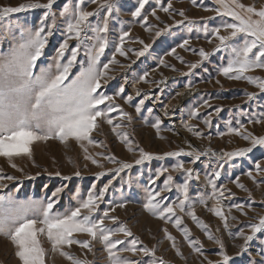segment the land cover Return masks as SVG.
Instances as JSON below:
<instances>
[{
	"label": "rangeland",
	"instance_id": "1",
	"mask_svg": "<svg viewBox=\"0 0 264 264\" xmlns=\"http://www.w3.org/2000/svg\"><path fill=\"white\" fill-rule=\"evenodd\" d=\"M28 2L35 0H0V8L17 7ZM40 2L46 3L47 0ZM66 2L68 0H57L53 5L58 27L48 38L43 55L36 62V67L33 69L35 74H39L41 69L48 68L49 65L52 66L53 73L56 71V49L64 39L62 35L64 18L59 16V11ZM77 2L79 0H72L73 4ZM102 2L103 0H98V3ZM113 2L119 11H114L109 17V31L106 33L108 46L100 57V67L112 58L115 46L120 43L119 37L122 31L129 33L123 44L127 55L116 54L118 63L109 65L108 78L101 81L100 91L113 95L115 103L131 115L132 120L129 122L120 115L119 111L109 114L113 118V124H121L117 131L128 133L135 150L129 152L112 131L113 125L103 121L91 134L92 139L102 142L100 146L84 142L88 149L87 154L95 158L103 167L86 160L85 152L75 141H70L67 147L58 140L37 142L32 145L31 159L26 156L14 158V163L22 171L12 168L5 158L0 157V175L15 177L11 181H2L7 187L0 188V195H12L17 200L31 198L47 202L57 188H62L58 199L53 198L57 199L53 211L64 212L77 207L79 200L86 199L89 191L98 193L111 181L103 201L99 204L97 214L102 215L105 209L114 208L115 211H109V215L118 217V220L115 223L106 220L105 225L110 228L126 225L133 233V237H125L123 233H118L113 239H121L127 243L132 238L138 237L141 245L154 247L156 256L163 257L166 264H208L204 259L205 256L215 264L220 259L217 254L219 245L210 241L204 230L187 214L194 209L198 219L208 226V230L214 236L223 241L225 251L232 258L230 264H253V261L264 260V256L261 255L264 250V244L261 243L264 241V233H257L254 239L248 242L247 252H241L244 240L237 235L241 229L245 235H251L248 226L257 223L259 217L264 216V203H262L264 172L255 171L257 162L264 168V145L253 147L250 140H244L241 135L228 132L229 128H240L244 125V128L240 129L243 134L250 132L258 137L264 136V121L255 123L260 118L259 114L264 112V92L246 80H231L223 76L219 69L227 65L232 55L231 50L230 48L216 50L219 41L210 33L206 35L204 32L205 26L212 29L222 22H231V17L216 14L215 9L220 7L216 0H197L196 5H193L191 0H171L173 9L170 12L160 10L161 6H167L168 0H160L159 4L156 0H148L141 17L131 15L138 6V0H113ZM239 2L246 6L254 5L257 9L264 7V0H239ZM83 7L87 11L97 12L89 18L92 26L101 23L107 14L105 9H98V4H92L90 0H84ZM153 9L156 11L155 16L151 14ZM181 9L187 19L178 15ZM44 11V9H32L11 13L0 20V54L9 51L18 39L21 29L34 30L39 27ZM144 16L148 17L146 24L143 21ZM177 21L183 23L178 24ZM157 31L161 32L160 36L155 35ZM93 35L91 31L87 32L88 37ZM221 35L228 33L221 29ZM236 39L240 40V37ZM184 40L189 41L188 45L184 48L178 47ZM68 43L71 48L77 44V41L73 39ZM92 43L94 40L91 39L83 41V45L87 46ZM145 44L149 45L147 51L143 56H137L136 53L143 51ZM173 48L176 49L175 53L169 54ZM200 49L209 53L207 59L199 56ZM69 55L70 52H66L62 62H66ZM177 56L182 57V60L177 59ZM161 59L164 61L163 64L160 63ZM193 64L197 67L191 68ZM87 66L88 59L82 46L77 61L70 70V78ZM145 72L148 75L141 80L140 77ZM246 75L264 79V69H256ZM121 87L124 92L116 96ZM248 93H255V96L249 99ZM129 95L133 99L125 102V98ZM140 100H144V103L141 111L137 113L135 106ZM103 107L101 105V108ZM216 109L220 111L217 112ZM194 110H198L196 117L190 115ZM157 119L160 121L159 134L152 127ZM205 119L210 120V125L204 123ZM186 124L192 126L193 131H189L185 127ZM194 132H200L202 135L198 137ZM221 133L224 135H220ZM139 148L152 153L154 157L162 158H153L142 164H135V160L139 158ZM244 148H252V151L244 156L221 159L225 152ZM180 149H184L185 152L197 150L201 153L210 149L211 152L201 155L195 163L191 162L193 157L188 155L182 154L177 157L163 155ZM99 153H103L104 156H115L118 161L128 162L132 167L123 169L117 174L115 169H118L120 164L110 163L98 155ZM177 162H183L184 168H191L193 173L192 179L188 181L189 201L185 203L184 212L175 207L184 198L177 186L186 178L183 170H174ZM161 168H167L168 171L157 176V170ZM216 171L220 172L218 179L213 175ZM249 171H252L259 184L254 183L246 175ZM57 172L59 175L56 174ZM76 172L80 174L77 176ZM97 173L104 174L97 176ZM168 175L173 177L172 187L171 191L161 192V197L166 198L161 203L173 204L176 214L183 219L181 227L187 226L190 230V239L199 240L203 245V256L193 252L188 240L171 221L165 223L144 208L148 192L162 188ZM236 177H239L238 183L243 184L251 192V197L249 191H244L233 182ZM209 179H214L218 188L229 190L225 191L219 204L216 198H212ZM201 198L206 203H201ZM157 200H160V197H157ZM119 204H124V207H118ZM235 204L243 205L247 215L232 207ZM212 207H220L228 216V229H225L221 219L209 210ZM165 228L176 238L177 247L184 259L176 255V250L171 246L172 242L165 238L163 231ZM77 238L88 239L84 234H77ZM40 239L42 246L48 251L45 264H70L58 254L51 253V244L46 237L41 236ZM93 244L91 253L77 245L65 250L81 259L86 257L94 264H109L103 245L99 242ZM14 252L15 248L11 242L6 237L0 236V264H20ZM120 255L145 262L149 259L142 254L132 256L131 253H120Z\"/></svg>",
	"mask_w": 264,
	"mask_h": 264
},
{
	"label": "snow or ice",
	"instance_id": "2",
	"mask_svg": "<svg viewBox=\"0 0 264 264\" xmlns=\"http://www.w3.org/2000/svg\"><path fill=\"white\" fill-rule=\"evenodd\" d=\"M56 2L57 0H47L46 3H41L40 0H35V2L20 4L17 7L0 8V20L11 13L32 9L45 10L40 18L39 27L34 30L30 28L21 29L18 39L10 47L9 51L0 54V157L5 158L9 166L17 171H22V169L14 163V158L26 156L31 159L33 156L32 145L49 140H58L66 147L69 146L70 141H75L85 152L84 158L86 160H91L98 167H103L95 158L87 154L88 149L84 144V142H87L90 145L100 146L102 142L92 139L91 134L100 127L101 121L113 125L112 131L129 152L135 150L133 141L129 138L128 133L118 132L117 129L121 127V124H113V118L109 114L119 111L120 115L129 122L132 120L131 115L123 111L120 105L115 103L113 95L100 91L102 88L101 81L108 78L109 65L118 63L116 54L120 56L127 55L123 44L125 37L129 33L122 31L119 37L120 43L115 46L112 58L100 67V57L108 46L106 33L109 31V17L112 16L114 11H119L113 0H103L102 3H98V0H90V3L98 4V9H105L107 13L103 17L102 22L97 23L95 26L90 24L89 18L96 15L97 12L85 10L83 7L84 0H79L75 4L72 3V0L64 3L59 11V16L64 18L62 32L64 39L56 49V71L53 73L51 71L52 66L49 65L48 68L41 69L39 74L34 73L33 69L36 67L37 60L43 55L48 38L53 35L54 29L58 27L56 23L57 14L53 11V5ZM147 3L148 0H138V6L131 15L133 17H141L142 10ZM156 3L159 4L160 0H156ZM191 3L196 5L197 0H191ZM216 3L220 5V7L215 9L218 16L231 17V22H222L219 26L212 29H208L206 26L204 28L206 35L210 33L211 36L219 41L216 50L222 48H230L231 50V58L226 66L219 69L220 73L231 80H246L261 92H264V79L246 75V73L256 69H264V7L257 9L254 5L246 6L240 3L239 0H216ZM172 9L171 0H168L166 7L161 6L160 8L163 12H170ZM205 10L208 11L210 9ZM151 14L153 16L156 15L155 9H153ZM178 15L185 17V12L181 9ZM147 19V16L143 17L145 24ZM49 21L51 22L49 23ZM177 23L180 24L183 21H177ZM221 29L227 32L228 35H221ZM88 31H91L94 35L88 37ZM155 35L160 36L161 32L157 31ZM237 37H240V40H237ZM73 39L77 41V44L70 48L68 42ZM85 39L94 40V43L90 46L83 45ZM140 43H143V41H140ZM188 43V40H184L178 47L184 48ZM82 46H84L85 55L88 59V66L82 68L78 74L70 78V70L77 61V56ZM148 47L149 45L145 44L144 50L137 52L136 55L143 56ZM175 51L176 49L173 48L169 54H173ZM66 52H70V55L66 62H62ZM198 54L203 59H207L209 55L204 49H200ZM177 59L182 60V57L177 56ZM160 63H164L163 59H161ZM195 67H197L196 64L191 65V68ZM147 75L148 73L145 72L140 79L144 80ZM123 92L124 89L121 87L115 95L120 96ZM247 95L249 99H252L255 93H248ZM132 99L133 97L129 95L125 98V102H130ZM143 103L144 100H140L139 104L135 106L137 113L141 111ZM101 105L104 107L101 108ZM216 111L219 112L220 109H216ZM190 115L196 117L198 110L192 111ZM259 117L255 123L264 121V112H261ZM249 122L252 123V121ZM204 123L210 125V120L205 119ZM152 127L159 134V119ZM185 127L189 131H193L192 126L186 124ZM242 128H244V125H241L240 128H229L228 132L241 135L244 140H250L253 147L264 145V136L258 137L250 132L243 134L240 130ZM194 135L199 137L202 134L194 132ZM220 135H224V133ZM160 138L163 139V137ZM189 147L191 148L192 146L189 144ZM138 150L139 158L135 160V164H142L144 161L153 158H162L159 156L154 157L152 153L146 152L143 148ZM251 151L252 148H244L234 152H225L221 159L244 156ZM209 152H211L210 149L204 153L197 150L185 152L184 149H180L177 152H166L163 155L166 157L188 155L193 157L191 162L195 163L201 155H207ZM98 155L110 163H119L120 167L115 169L117 174L123 169L132 167V164L128 162L118 161L115 156H104L103 153ZM212 155H215V153H212ZM174 170H183L186 173L184 182L177 186L178 191L182 193L184 198L175 206L181 212H184L185 203L189 201L188 181L192 179L193 173L191 168H184L183 162H177L174 165ZM167 171V168L158 169L157 176ZM255 171L257 173L264 172V168L261 167L259 162L255 164ZM56 174L59 175V172ZM75 174L78 176L80 173L76 172ZM103 174L97 173V176ZM213 175L218 179L220 172L216 171ZM246 175L254 183H260L256 181L252 171L247 172ZM67 178L65 177V179ZM14 179L15 177L11 175H0V188L7 187L6 184L2 183L3 180L11 181ZM172 181L173 177L168 175L163 182L162 188L150 190L144 208L158 219L164 220L165 223L171 221L173 226L188 240L189 247L192 248L193 252L203 256V245L199 240L190 239V230L187 226L181 227L183 219L176 214L173 204L162 205L161 203L162 200L166 199L161 197V192L171 191ZM238 181L239 177H236V180L233 181L237 184V187L244 191H249ZM154 182L152 181V183ZM110 183L111 181H109ZM208 183L212 187V198H216L219 204L221 198L224 197L225 191L229 190L218 188L214 179H209ZM109 184H105L104 188L98 193L89 191L87 198L79 200L77 207L70 208L64 212L53 211L62 188H57L47 202L31 198L17 200L12 195H0V236L6 237L14 246V255L20 264H45L48 251L42 246L41 236L46 237L51 244L50 251L52 254H58L69 261L70 264H94L93 261H89L86 257L81 259L72 252L65 250L77 245L91 253L94 248L93 242H99L103 245V251L107 253L109 264H166L163 257L156 256L154 247L149 248L146 245H141L138 237L132 238L127 243L121 239H113L118 233H123L125 237H133V233L126 225L116 228H110L105 225L106 220H111L113 223L118 220V217L109 215V211H115L114 208L105 209L102 215L97 214L99 212V204L103 201ZM45 187L47 186L45 185ZM249 196L251 197L250 191ZM157 197H160V200H157ZM200 202L206 203L203 198H201ZM117 206L124 207V204ZM232 207L247 215L244 212L243 205L235 204ZM209 210L219 217L223 222L224 228L228 229V216L224 214L223 210L220 207H212ZM187 214L191 216L198 227L204 230L210 241L219 245L217 254L220 259L215 264H230L232 258L225 251L223 241L214 236L208 230V226L198 219L194 209ZM232 219H235V217H232ZM248 227L251 235H245L243 229L237 234L244 240L241 252H247L248 242L252 241L257 233H264V216L259 217L257 223H252ZM163 231L165 238L172 242L171 246L176 250V255L184 259L183 254L177 247L176 238L168 232L167 228L163 229ZM77 234H84L88 239L80 240L77 238ZM261 243L264 244V241H261ZM120 253H131L132 256L142 254L144 257H149V259L145 262L122 256ZM261 255L264 256V250H262ZM204 259L207 260L208 264H214L213 261L208 260L207 256ZM253 264H264V260L253 261Z\"/></svg>",
	"mask_w": 264,
	"mask_h": 264
}]
</instances>
